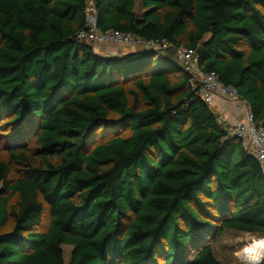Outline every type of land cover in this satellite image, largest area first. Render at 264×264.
<instances>
[{"label": "trees", "instance_id": "16d2710c", "mask_svg": "<svg viewBox=\"0 0 264 264\" xmlns=\"http://www.w3.org/2000/svg\"><path fill=\"white\" fill-rule=\"evenodd\" d=\"M93 2L100 32L195 49L264 125V0ZM87 12L0 0V264H225L223 230L264 238L259 162L173 48L96 53Z\"/></svg>", "mask_w": 264, "mask_h": 264}, {"label": "built area", "instance_id": "2783aa9c", "mask_svg": "<svg viewBox=\"0 0 264 264\" xmlns=\"http://www.w3.org/2000/svg\"><path fill=\"white\" fill-rule=\"evenodd\" d=\"M88 12L86 14L87 29L77 33V39L86 42H96L104 45L107 43L117 46H129L135 49L143 48L151 50H162L173 48L176 60L182 69L190 75V81L200 97L210 104L213 97L218 94L232 101L234 107L243 113L241 119L229 129V134L239 138L250 148L264 172V125L254 121L250 106L245 98L240 96L236 89L230 85H224L218 79L214 71L204 72L198 63L196 50L180 45L173 47L165 40H144L128 32L110 30L100 32L96 27L95 8L93 0H86Z\"/></svg>", "mask_w": 264, "mask_h": 264}, {"label": "rangeland", "instance_id": "374dc122", "mask_svg": "<svg viewBox=\"0 0 264 264\" xmlns=\"http://www.w3.org/2000/svg\"><path fill=\"white\" fill-rule=\"evenodd\" d=\"M107 47H106V46ZM104 50H101L103 47ZM143 47V46H142ZM107 48V50H106ZM118 46L115 44L107 43L104 45L93 42V49L96 53L100 54H112L117 50ZM126 86H131L129 82L125 84ZM6 118H4V121ZM7 124L0 126V133L6 132ZM0 158H5V152L0 153ZM13 177V175H11ZM10 224H8L9 226ZM6 226L3 229L8 228ZM48 226V213L46 206H44V211L42 214L41 222L37 225L38 231H45ZM257 234L245 232V231H236V230H223L214 241L212 246L215 256L225 264H247L246 260L242 257L241 252L244 249L245 245L253 242L254 240H259ZM264 239V238H261ZM64 260L67 262L71 253V246L63 245L62 246ZM264 262V261H262ZM261 262V263H262Z\"/></svg>", "mask_w": 264, "mask_h": 264}, {"label": "crops", "instance_id": "0c3cea01", "mask_svg": "<svg viewBox=\"0 0 264 264\" xmlns=\"http://www.w3.org/2000/svg\"><path fill=\"white\" fill-rule=\"evenodd\" d=\"M138 49H143V47L138 48ZM101 50H104V47ZM134 50H137V49L129 47V46H121V47L118 46L117 50H115L112 54L114 55L123 54V53L131 52ZM104 55H110V54L108 53ZM208 105L211 111L217 115L218 121L224 126V128H227L228 132L230 131L229 129L236 122V120L241 119L242 116L244 115L243 113H241L234 107L231 100H229L226 97H222L221 95H218V94H216L213 97L212 102Z\"/></svg>", "mask_w": 264, "mask_h": 264}, {"label": "bare ground", "instance_id": "6f19581e", "mask_svg": "<svg viewBox=\"0 0 264 264\" xmlns=\"http://www.w3.org/2000/svg\"><path fill=\"white\" fill-rule=\"evenodd\" d=\"M258 253L264 254V239L254 240L253 242L245 245L244 249L241 252V255L246 260V257L254 256Z\"/></svg>", "mask_w": 264, "mask_h": 264}, {"label": "clouds", "instance_id": "9594fccd", "mask_svg": "<svg viewBox=\"0 0 264 264\" xmlns=\"http://www.w3.org/2000/svg\"><path fill=\"white\" fill-rule=\"evenodd\" d=\"M264 261V254H256L254 256L246 257L247 264H261Z\"/></svg>", "mask_w": 264, "mask_h": 264}, {"label": "water", "instance_id": "95a60500", "mask_svg": "<svg viewBox=\"0 0 264 264\" xmlns=\"http://www.w3.org/2000/svg\"><path fill=\"white\" fill-rule=\"evenodd\" d=\"M112 55H114V54H112ZM261 264H264V263H261Z\"/></svg>", "mask_w": 264, "mask_h": 264}]
</instances>
